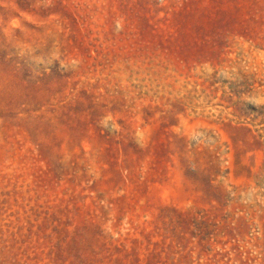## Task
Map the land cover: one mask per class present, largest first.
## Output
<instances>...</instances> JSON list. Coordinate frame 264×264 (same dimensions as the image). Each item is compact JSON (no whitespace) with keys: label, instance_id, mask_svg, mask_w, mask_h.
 I'll return each mask as SVG.
<instances>
[{"label":"rangeland","instance_id":"obj_1","mask_svg":"<svg viewBox=\"0 0 264 264\" xmlns=\"http://www.w3.org/2000/svg\"><path fill=\"white\" fill-rule=\"evenodd\" d=\"M94 199L108 238L264 264V0H0V264H91Z\"/></svg>","mask_w":264,"mask_h":264},{"label":"trees","instance_id":"obj_2","mask_svg":"<svg viewBox=\"0 0 264 264\" xmlns=\"http://www.w3.org/2000/svg\"><path fill=\"white\" fill-rule=\"evenodd\" d=\"M74 198L75 195H71L68 199H63L51 212H48L52 232L48 233L47 230L38 227V232L43 231L44 238L55 233L58 234V237L61 236L62 231L72 221L69 218L71 212L69 204L73 202ZM94 203L93 211L88 210L86 214L87 220L95 224L98 240L95 246H91V254L96 258L91 264H185L181 255L178 258L173 256L171 259L167 256V248L173 246V243L168 244L166 239L154 241L149 233L144 232L142 238L125 237V239L115 240L108 238L100 225L103 206H100L97 199H94ZM96 216H99L100 222Z\"/></svg>","mask_w":264,"mask_h":264}]
</instances>
